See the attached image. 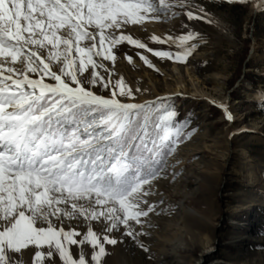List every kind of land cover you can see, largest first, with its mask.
Masks as SVG:
<instances>
[{
	"label": "rangeland",
	"instance_id": "374dc122",
	"mask_svg": "<svg viewBox=\"0 0 264 264\" xmlns=\"http://www.w3.org/2000/svg\"><path fill=\"white\" fill-rule=\"evenodd\" d=\"M147 3L158 11L105 30L103 51L112 59L93 54L97 83L82 86L118 102H163L146 109L147 118L158 114L157 128L168 145L162 167L143 186L148 195L140 207L153 211L140 224L131 222L140 233L135 238L124 234L123 225L106 231L103 217L85 220L77 213L54 217L53 223L79 233L73 236L77 244L67 245V250L74 260L83 256L86 264H93V249L79 241L88 229L101 243L104 235L117 241L104 244L102 264H264V0H164L169 7H162L160 0ZM81 45L91 47V42ZM97 45L96 50L98 38ZM187 49L191 51L183 61L174 59ZM156 51L171 52L173 58H158ZM52 69L59 70L55 65ZM92 71L88 65L78 79L91 81ZM25 72L22 56L16 61L0 56L3 75L22 78ZM118 82L133 96H121ZM209 99L225 100L232 119ZM168 112L174 115L169 118ZM79 203L87 210V201ZM61 208L71 212L70 205ZM49 250L48 245H28L9 257L12 264H63L54 246L51 257ZM36 251L42 253L39 261Z\"/></svg>",
	"mask_w": 264,
	"mask_h": 264
},
{
	"label": "snow or ice",
	"instance_id": "6c2138e0",
	"mask_svg": "<svg viewBox=\"0 0 264 264\" xmlns=\"http://www.w3.org/2000/svg\"><path fill=\"white\" fill-rule=\"evenodd\" d=\"M160 3L169 7L164 0ZM149 11L158 9L147 0H0V56L12 61L22 56L26 69L22 78L0 76V264H12L9 253L28 245L37 249L48 245L50 257L54 246L63 264H86L83 256L74 260L67 250V245L77 244L73 236L79 233L57 229L54 217L61 220L77 213L85 220L103 217L108 221L106 231L123 225L125 235L140 234L131 222L140 224V218L153 211L140 207L148 195L143 186L156 175L157 158L167 154L168 147L149 131L145 110L162 107L163 102H118L114 96L95 95L82 84L97 83L93 54L112 59L103 51L105 30L139 22ZM188 18H193L191 12ZM188 39L190 35L181 37V43ZM87 40L91 47L81 45ZM190 51L177 53L174 59L183 61ZM153 54L173 58L168 51ZM88 65L93 69L91 81L79 80ZM99 83L104 84L103 79ZM118 87L121 96H133L120 82ZM173 115L167 113L169 118ZM80 201H87V210ZM61 205H70L71 212ZM85 242L93 249V264H102L105 243H117L108 235L101 243L91 229L79 241ZM34 256L39 261L41 251Z\"/></svg>",
	"mask_w": 264,
	"mask_h": 264
},
{
	"label": "trees",
	"instance_id": "16d2710c",
	"mask_svg": "<svg viewBox=\"0 0 264 264\" xmlns=\"http://www.w3.org/2000/svg\"><path fill=\"white\" fill-rule=\"evenodd\" d=\"M175 102L177 103V99H175ZM148 110H145V114L147 115V112ZM158 114H151L150 117L148 118V128H149V131L152 133L153 137L156 138L158 140V142H162L159 140V137L160 136V132L157 128V124H158ZM141 121L143 122V116L141 117ZM159 133V136H157L156 134ZM165 152L167 153L166 149H165ZM167 154H164V155H161L157 158L158 160V169L162 167L164 161H165V158H166Z\"/></svg>",
	"mask_w": 264,
	"mask_h": 264
},
{
	"label": "bare ground",
	"instance_id": "6f19581e",
	"mask_svg": "<svg viewBox=\"0 0 264 264\" xmlns=\"http://www.w3.org/2000/svg\"><path fill=\"white\" fill-rule=\"evenodd\" d=\"M254 50V49H253ZM0 76H4V77H7L5 75H3L2 73H0ZM10 81V80H9ZM11 83V81H10ZM11 85V84H9ZM197 95V93H196ZM199 95V94H198ZM201 96V95H200ZM209 101H214L216 103L217 106H220L221 109L226 113V115L228 116L229 115V110L227 109V106H226V102L224 100V102H221V101H217V100H213V99H209ZM227 110V112L225 111ZM230 127V126H229ZM220 262L219 261H212L210 264H219ZM193 264H197V263H193ZM200 264V263H198Z\"/></svg>",
	"mask_w": 264,
	"mask_h": 264
}]
</instances>
